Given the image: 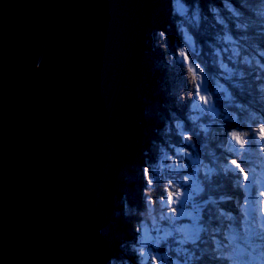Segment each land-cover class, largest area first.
Returning <instances> with one entry per match:
<instances>
[{"label": "water", "instance_id": "water-1", "mask_svg": "<svg viewBox=\"0 0 264 264\" xmlns=\"http://www.w3.org/2000/svg\"><path fill=\"white\" fill-rule=\"evenodd\" d=\"M152 10L0 0V264H79L109 223Z\"/></svg>", "mask_w": 264, "mask_h": 264}, {"label": "trees", "instance_id": "trees-1", "mask_svg": "<svg viewBox=\"0 0 264 264\" xmlns=\"http://www.w3.org/2000/svg\"><path fill=\"white\" fill-rule=\"evenodd\" d=\"M179 1L198 20L177 15ZM187 35L209 87L219 89L214 115L195 111L197 77L178 56ZM146 43L135 149L118 176L111 219L79 264H154L157 255L166 264H264V0H153ZM165 153L187 170L170 159V170H159ZM188 172L201 183L192 201L202 229L180 242L162 202ZM245 173L250 190L237 184Z\"/></svg>", "mask_w": 264, "mask_h": 264}, {"label": "rangeland", "instance_id": "rangeland-1", "mask_svg": "<svg viewBox=\"0 0 264 264\" xmlns=\"http://www.w3.org/2000/svg\"><path fill=\"white\" fill-rule=\"evenodd\" d=\"M174 9L176 10L177 15L187 17L189 14L192 13L193 14L192 18L198 20V15L194 14L197 12V10H192L189 12L188 7L184 5L181 1L177 3L176 8ZM194 47L195 44L193 43L192 37L187 35L185 42H181L180 46H178V56L180 59L188 63V65L192 68L193 73L197 77L196 78L197 101L195 105L196 113L200 114L203 112H209L210 114L214 115L217 113L218 105H219L218 100L215 96V92H218L219 89L216 86H214L213 88L209 87L208 78L205 72L203 71V66L200 63L198 64L194 60L192 54L189 52L191 50H194ZM147 49L148 48H146V50ZM223 67L227 73L231 72L229 66L226 63H224ZM201 97H207V102L201 99ZM169 159L173 161L175 168L181 166L183 169L187 170L186 167L188 165L186 164V161H184L182 158H176L173 155L170 156L169 153L163 154L161 163H159L158 161L157 163L158 169L161 170L162 168H167L168 170H170V167H168L164 163L165 160L168 161ZM193 163L197 164L198 161L193 160ZM194 169H196V167ZM262 181L264 183V175L262 176ZM179 184L182 185L183 188ZM176 187H177L176 191L169 193L168 196L166 194V197L163 199L162 211L163 213H165V216H167L166 215L167 212L172 211L171 213L175 221L174 227L170 226V229L168 230L175 240L181 242L183 236L195 238L196 236H198L199 232L202 229V226L199 222L198 208L196 204H194L192 201L193 197L197 193H199V190L201 188V183L198 180V176L195 172H188L187 174L184 175L183 181L181 183L178 182L176 184ZM178 193L179 196L177 195ZM258 193L260 195H264V184L263 186H261ZM177 200H179V203L175 202ZM171 207H173L174 211L172 210ZM168 217L170 218V216ZM176 232H179L180 234L176 235ZM147 236H148V241L149 240L151 241V232H149ZM153 246L154 243H150V247ZM146 252L149 253L148 248L146 249ZM155 260L156 261L154 264H166L164 263L161 255H157ZM178 264L181 263L178 262Z\"/></svg>", "mask_w": 264, "mask_h": 264}, {"label": "snow or ice", "instance_id": "snow-or-ice-1", "mask_svg": "<svg viewBox=\"0 0 264 264\" xmlns=\"http://www.w3.org/2000/svg\"><path fill=\"white\" fill-rule=\"evenodd\" d=\"M201 99L205 100V102H207V97H201ZM240 171H243L242 169ZM253 181V180H252ZM251 181V182H252ZM240 183H245L248 185V187L250 186V182L247 180V174L245 173V179L243 181H241L240 179L237 180V184ZM250 190V187H249ZM179 196V193L177 194ZM176 203H179V200L175 201ZM174 211V210H173Z\"/></svg>", "mask_w": 264, "mask_h": 264}]
</instances>
